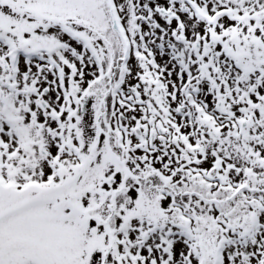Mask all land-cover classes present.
<instances>
[{"label": "snow or ice", "instance_id": "6c2138e0", "mask_svg": "<svg viewBox=\"0 0 264 264\" xmlns=\"http://www.w3.org/2000/svg\"><path fill=\"white\" fill-rule=\"evenodd\" d=\"M0 264H264V0H0Z\"/></svg>", "mask_w": 264, "mask_h": 264}]
</instances>
